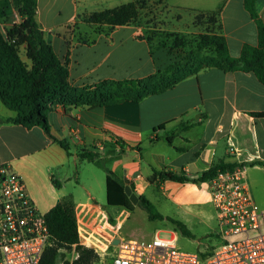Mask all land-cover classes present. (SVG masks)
Returning a JSON list of instances; mask_svg holds the SVG:
<instances>
[{
  "label": "crops",
  "instance_id": "crops-1",
  "mask_svg": "<svg viewBox=\"0 0 264 264\" xmlns=\"http://www.w3.org/2000/svg\"><path fill=\"white\" fill-rule=\"evenodd\" d=\"M17 1L0 0V27L12 25ZM66 1L37 0L36 19L56 55L67 61L71 84L88 86L106 78H141L178 59L179 51L163 43L158 34H152L155 27L147 23L117 24L110 29L106 24L88 22L68 25L75 21L78 13L92 12L81 8L87 0H69L71 13L66 19L57 20ZM163 1L166 6L169 4L167 0ZM170 3L195 11L194 18L199 12H210L219 7L221 34L232 56L240 54L244 43L257 44V26L243 0H178V3ZM256 9L264 23V0L256 1ZM201 77L210 88L217 81L216 97L204 95ZM214 103H217L216 108L212 106ZM211 110L217 113L213 122ZM251 112H264V84L252 72L224 71L209 66L160 93L149 94L137 101L125 99L113 104L68 109L54 105L46 112L50 133L57 140L66 141L68 149L41 126L27 128L12 121L1 122L0 164H7L21 176L29 197L42 213L70 195L76 211L85 212L92 207L99 213L113 214V217L124 212L127 217L129 211L125 208L113 213L96 201L83 200L74 185L71 192L65 188V184L73 179L81 184L87 197L95 196L92 185L81 179L83 170L78 169V165L83 161L79 157L80 151L96 146L98 142H102L103 147L94 151L100 157L108 158L107 166L122 180L125 177L138 196L150 199L147 193L155 189L167 191L169 195H192L199 190L200 182L164 179L157 186L156 179L149 180L153 170L167 168L196 176L212 162L222 160L246 166L250 191L255 201L264 207V194L256 193L249 181L250 177L256 176L258 183L264 186V115ZM15 115L16 112L0 100V117ZM184 122L191 126L178 129ZM171 134L172 140L168 141L167 136ZM102 186L105 192V172Z\"/></svg>",
  "mask_w": 264,
  "mask_h": 264
},
{
  "label": "trees",
  "instance_id": "trees-1",
  "mask_svg": "<svg viewBox=\"0 0 264 264\" xmlns=\"http://www.w3.org/2000/svg\"><path fill=\"white\" fill-rule=\"evenodd\" d=\"M257 0H243V5L255 20L257 26V44L244 43L238 56L229 54L224 36L221 34L218 19L219 7L210 12H199L194 21L216 22V30L197 33L198 40L184 50L186 37L190 32L159 30L154 28L152 34H158L163 43L179 51L177 60L169 63L141 78L131 79H102L88 86H76L69 82L67 61L60 59L51 44L44 36V30L36 19L37 0H18L17 11L22 20L10 27H0V100L9 109L14 110V117L2 118L4 121L19 123L27 128L38 125L50 133L46 112L56 104L64 109L79 106H95L113 104L125 99L140 100L172 87L188 75L196 74L199 70L215 66L224 71L242 70L252 72L264 84V23L257 9ZM145 0H130L119 5L95 10L84 17V21L94 24H106L108 29L117 24L137 22L140 8ZM191 46V44H189ZM208 48L210 53H204ZM254 115H264V112H251ZM191 123L184 122L178 129H186ZM173 135L167 136L171 141ZM64 148L68 145L64 140H57ZM120 143V142H118ZM97 147L83 149L79 157L93 162L105 171V193L107 205L127 209L129 212L136 205L143 208L147 217L154 219H169L175 229L181 234L192 236L187 226L174 218L163 215L156 210L150 199L144 195L138 196L133 204L124 191V182L108 166V158L100 157L94 151ZM260 162V161H259ZM236 163L222 160L214 161L196 176H187L167 168L154 169L150 181L156 179L157 186L164 179L176 181L203 182L214 176L218 170L232 168ZM59 185L57 181H54ZM45 221L49 232L50 243L46 245L41 261L44 264H56L59 255L58 248H70L78 241L77 223L74 203L67 195L48 209ZM110 221L114 217L108 215ZM79 257L75 264H91L98 259L96 252L89 247L77 246Z\"/></svg>",
  "mask_w": 264,
  "mask_h": 264
},
{
  "label": "built area",
  "instance_id": "built-area-1",
  "mask_svg": "<svg viewBox=\"0 0 264 264\" xmlns=\"http://www.w3.org/2000/svg\"><path fill=\"white\" fill-rule=\"evenodd\" d=\"M21 20L14 12L12 24ZM96 147L102 149L103 143ZM206 184L220 237L211 250L179 248L174 231L168 236L156 230L148 238L126 237L121 233L124 212L112 222L97 208L85 212L74 208L78 241L68 249L58 248L64 255L56 264H75L77 246L92 248L101 262L107 260L104 264H264V207L250 191L246 166L218 170ZM49 241L45 214L29 197L21 176L0 164V264H44L42 253Z\"/></svg>",
  "mask_w": 264,
  "mask_h": 264
},
{
  "label": "rangeland",
  "instance_id": "rangeland-1",
  "mask_svg": "<svg viewBox=\"0 0 264 264\" xmlns=\"http://www.w3.org/2000/svg\"><path fill=\"white\" fill-rule=\"evenodd\" d=\"M127 1L130 0H87L81 8L82 10L95 11L107 7L110 4L114 5ZM170 2L178 3V0H167V3H169L167 6L164 4L163 0H145L144 6L140 8L137 22L147 23L158 29L165 28L169 30H178L177 32L181 30L182 32L192 33V35H188L185 39L187 43L184 46L185 51H188L198 40L197 33L216 30V22H206L205 18H202L201 21H194L195 11H188L175 7V5ZM15 10L16 13H18L17 6H15ZM71 11V3L68 0L60 8V15L57 17V20L66 19ZM85 16V13H78V16H75V21H70L68 25L76 26L78 24H83L81 22H86L84 21ZM189 44H191V46H189ZM204 53H210L209 49L205 48ZM200 83L202 92L205 96L216 97L217 81L213 83L211 88L207 85L204 77H201ZM212 106L216 108L217 103H214ZM213 110L210 111L212 116L211 122L216 120L217 115ZM195 115L196 113H194L193 116ZM78 169L83 170L81 179L85 183L92 185L95 196L93 198L90 196L87 197L81 184H77L73 179L65 184V188L71 192L74 185L77 190L76 192L81 195L83 200L96 201L110 212L117 213L121 207L107 205L106 203L104 188H102L104 169L86 159H83L81 164L78 165ZM249 181L252 189L256 193L264 194V186L258 183L256 176L254 179L250 177ZM198 189L196 193H192V195L189 196L169 195L167 191L163 192L157 189L150 190L147 193L156 210L167 217L183 222L192 233V236L181 234L175 229L174 224L169 219H149L146 211L136 204L134 209L127 215L121 227V233L126 237L148 238L156 230H159V235L161 236H168L171 231L174 230L177 232V245L179 248L189 251L211 250L220 243V237L217 233V220L214 214V208L209 199L207 184L203 182L198 183ZM198 199H202V201H197ZM63 255L64 253H62V256ZM99 257L100 256H98V259L95 261H92L91 264H104L107 262V260L101 262Z\"/></svg>",
  "mask_w": 264,
  "mask_h": 264
},
{
  "label": "water",
  "instance_id": "water-1",
  "mask_svg": "<svg viewBox=\"0 0 264 264\" xmlns=\"http://www.w3.org/2000/svg\"><path fill=\"white\" fill-rule=\"evenodd\" d=\"M124 184V191L128 195L130 201L133 204H136L138 201V195L131 189V186L128 184V181L125 177H123ZM115 242V241H114Z\"/></svg>",
  "mask_w": 264,
  "mask_h": 264
}]
</instances>
